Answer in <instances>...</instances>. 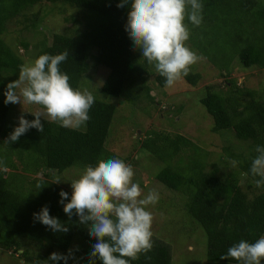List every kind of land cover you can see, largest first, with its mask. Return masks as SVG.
Here are the masks:
<instances>
[{
  "label": "trees",
  "instance_id": "obj_1",
  "mask_svg": "<svg viewBox=\"0 0 264 264\" xmlns=\"http://www.w3.org/2000/svg\"><path fill=\"white\" fill-rule=\"evenodd\" d=\"M120 0H0V247L11 252L25 264H45L52 252L67 255L71 249L75 259L68 264H89L91 245L96 243L89 236L88 228L69 218L59 203L61 190L51 179L52 173L76 166L84 170L95 166L101 159L125 158L105 149V141L115 111L113 105L95 99L89 110L90 119L84 130L69 129L42 119V132L29 129L16 142L6 143L9 134L18 124L12 123L15 104L4 103V91L10 78L18 76L22 59L3 39L4 23L22 17L25 28V11L40 3L71 8L82 13V18L71 20L82 24L74 35L53 34L50 43L40 42L34 59L42 54L56 55L68 50V59L60 65L70 77L74 89L85 73L87 52L94 50V61L108 70L100 89L115 98H125L134 103L142 97L147 103L153 99L143 76L156 70L145 58H138L137 49L125 31L129 7L118 8ZM203 20L194 27L187 20L190 38L186 46L202 57L219 76H228L233 60L245 67L264 68V6L255 0H201ZM74 19V20H73ZM67 20L66 17L63 18ZM23 50L25 42L19 43ZM157 72V70H156ZM182 79L195 86L200 79L191 70ZM154 83L163 87L165 78L157 75ZM213 85L204 87L199 99L212 120L211 132L226 131L237 141L247 142L249 152L244 156L229 154L230 161L239 163L222 170L204 171L207 152H202L179 134L163 131L146 132L139 147L161 164L154 179L166 189L182 195L184 213L198 226L205 237V257L208 262L238 264L233 259L221 260L227 249L240 240L255 242L264 234V186L256 187L250 174L256 147L264 146V102L257 100L254 91L237 87L234 81L223 85L225 95ZM133 93V94H132ZM227 95V96H226ZM20 108V107H19ZM22 109V108H21ZM24 118L35 119L25 112ZM192 150L185 161L180 156ZM6 169V170H5ZM43 187L38 189L37 185ZM67 203V200H65ZM47 206L49 214L68 226L67 233L53 232L34 221L33 213ZM153 240V248L130 264H170L166 245ZM48 264H53L48 261ZM55 264H64L56 261ZM96 264H101L96 260Z\"/></svg>",
  "mask_w": 264,
  "mask_h": 264
},
{
  "label": "clouds",
  "instance_id": "obj_2",
  "mask_svg": "<svg viewBox=\"0 0 264 264\" xmlns=\"http://www.w3.org/2000/svg\"><path fill=\"white\" fill-rule=\"evenodd\" d=\"M116 6L129 7L125 31L133 43V50L139 49L141 56L154 64L167 87L187 76L190 67L202 59L186 46L191 33L185 23L187 20L194 27L201 25V0H120ZM68 57V50H65L26 61L20 66L18 79L6 85L5 104L40 106L28 112L35 119L29 121L23 114L18 117V126L9 134L6 143L16 142L31 128L42 132L45 117L69 129H78L90 119L88 113L95 98L87 89H74L69 83L70 77L61 71L60 65ZM255 151L257 155L249 171L253 177H258L254 183L259 188L264 186V146L258 145ZM230 163L235 167L239 162L232 160ZM133 176L132 166L123 160L101 159L95 166H86L83 174L71 181L70 198L67 192H59L63 212L69 218L78 217V222L86 226L89 236L96 240L91 245L89 264H96V260L101 264H130L153 248V216L147 207L158 203L160 196L156 190H150L141 198L142 189L133 182ZM53 183L61 181L57 178ZM37 187L40 189L43 185ZM33 219L54 233L69 230L66 224L49 214L46 205L33 213ZM69 259H75L71 249L67 255L52 252L45 264L48 261L68 264ZM228 259L238 264H262L264 236L254 243L242 239L233 244L221 256V260Z\"/></svg>",
  "mask_w": 264,
  "mask_h": 264
},
{
  "label": "rangeland",
  "instance_id": "obj_3",
  "mask_svg": "<svg viewBox=\"0 0 264 264\" xmlns=\"http://www.w3.org/2000/svg\"><path fill=\"white\" fill-rule=\"evenodd\" d=\"M258 5L264 6V0H255ZM25 25L22 26V17L6 21L3 39L10 45L12 51L21 57L22 62L34 61V56L40 42L50 43L53 34L76 35L82 30V24L71 20L82 18V13L53 6L49 3H40L34 8L25 11ZM67 20L64 21L63 18ZM73 19V20H74ZM25 42L27 49L23 50L19 43ZM138 58L142 59L141 52L137 49ZM85 73L82 75L77 89H87L96 100L113 105L115 108L112 124L109 127L105 141V149L126 159V164L134 170L133 182L142 189V197L150 190H156L160 199L155 205H149L147 210L153 216L151 231L152 239L166 245L170 252V264H227L208 262L205 257V237L202 230L185 215L183 197L179 193L166 189L154 179V174L161 169L157 159L139 147V142L145 137L146 132L163 131L171 135L179 134L188 139L202 152L206 153L205 172L213 168L222 170L229 165H224L223 160L230 162L229 154L244 156L249 152L247 142L237 141L231 133L222 131L213 133L210 128L212 120L205 112L199 99L205 94L204 87L213 85L224 95L228 91L223 85L229 86L234 81L238 87L254 91L257 100L264 102V68H245L235 59L228 67V76H219L218 70L204 60H200L190 67V70L200 75L195 86H189L181 78L171 87H159L154 83L156 70L147 68L143 76L144 84L149 88L152 103L146 99H138L129 103L125 98H115L101 91L100 86L108 70L94 61V50L89 49L85 60ZM19 75V73H18ZM9 83L18 79L14 75L5 76ZM215 90V89H214ZM133 94V93H132ZM227 96V95H226ZM11 120L18 124V117L26 112H33L40 108L39 105L15 104ZM20 107V108H19ZM22 108V109H21ZM49 121L46 117L44 118ZM51 122V121H50ZM57 123L58 122H53ZM84 130V125L76 129ZM192 150L180 156V161H185ZM192 155V154H191ZM82 169L73 166L63 170L60 174L52 173V180L57 178L61 183H56L60 188L72 192L70 183L83 174ZM264 236V234H263ZM15 254L0 247V264H25L17 259ZM264 264V262H262Z\"/></svg>",
  "mask_w": 264,
  "mask_h": 264
}]
</instances>
